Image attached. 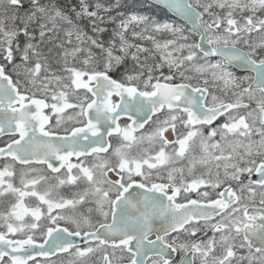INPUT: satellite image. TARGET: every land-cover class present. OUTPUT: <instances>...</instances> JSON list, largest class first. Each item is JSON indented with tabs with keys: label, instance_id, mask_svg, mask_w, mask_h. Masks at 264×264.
Instances as JSON below:
<instances>
[{
	"label": "snow or ice",
	"instance_id": "snow-or-ice-1",
	"mask_svg": "<svg viewBox=\"0 0 264 264\" xmlns=\"http://www.w3.org/2000/svg\"><path fill=\"white\" fill-rule=\"evenodd\" d=\"M257 13L264 0H0V197L15 198L0 213V264L73 249L71 264L101 250L112 264L108 248L127 264H264Z\"/></svg>",
	"mask_w": 264,
	"mask_h": 264
},
{
	"label": "flooded vegetation",
	"instance_id": "flooded-vegetation-1",
	"mask_svg": "<svg viewBox=\"0 0 264 264\" xmlns=\"http://www.w3.org/2000/svg\"><path fill=\"white\" fill-rule=\"evenodd\" d=\"M257 15L260 16V17H262V18H264V13H257ZM237 18L239 19V17H237ZM261 35H264V34L254 32V33L249 34V39H250V41H251V40H259V38L261 37ZM259 51H260V50H258V52H259ZM213 59H215V58H213ZM0 63H5V61H3L2 58H0ZM10 67H11V66H9V68H10ZM233 71H234L235 74L238 75V76L251 75L250 73L243 72V71H236V70H233ZM14 78H15V77H14ZM80 91L83 92V90H80ZM209 91L215 93V94L218 95V96H221L222 98H224V99H226V100L233 99V98L231 97V94H229V96H227V97H224V96H223V93H221V92L219 91V89L211 88V87H210ZM38 95H39V94H38ZM69 99L72 100L71 97H70ZM114 99H117V100H118V98H114ZM210 99H211V97H209V100H210ZM244 102H245V103H249L250 107H249L248 110L255 109L256 105H255L254 102H250V101H248L247 99H245ZM248 110L241 109L240 111L243 113V112H246V111H248ZM72 111H73V110L69 109V110L66 111V114H67V113H71ZM45 112L48 113V112H50V110H49V109H46ZM51 122L54 123V118H53V120H52ZM120 123L123 124L124 121L121 120ZM146 127H147V126H146ZM58 131H60L61 134H63V128L59 129ZM256 138L258 139V137H256ZM8 140H9V137H7V136H5V137H0V147H3L4 144H5ZM116 143H117V141L115 140V138H113V146H114V147L116 146ZM136 148H137V146L134 145L133 148L130 150L132 155H136V154H137V153H134V151L136 150ZM89 159H91V158H89ZM73 160H75V158H73ZM3 163H4V161H3V160H0V167L3 166ZM57 163H58V162H57ZM187 164H188V159L186 158V159H184V160H180V161H178L177 164H176L175 166H176V167H185V168H186ZM21 167H23V166H21V165H16L17 170H19ZM28 167H37V168H40V167H42V166H40V165H29ZM43 167L46 169V165L43 166ZM63 171H64V170L62 169V172H63ZM203 171H204V169H203L202 167H200L199 165H197V167H196V169H195L196 174H199V173H201V172H203ZM43 174H46V175H49V176H52V175H53V174H51L50 172H45V173H43ZM32 175H35V174H32ZM185 175L187 176V172H186V171H185ZM252 179H253V180L257 179V177H256L255 174H253ZM14 183H15L16 186H20V184H19V173H18V171H17V176L14 178ZM49 183H55V181H54V180H50ZM44 187H46V185H44L43 183H42L41 185H38V188H39L41 191L43 190ZM72 188H73V186H68V185H66V186H63V187L59 190V192H60L61 195L65 196L66 198H71V196H72ZM192 196H193V198H196V197H195V194H192ZM14 201H15V198L12 197L11 195H9V196H7V197H0V213L6 212V211L8 210V206H9L11 203H13ZM178 201H179V202H183V197H179V198H178ZM36 203H38V202L35 201L34 198H30V197L25 198V204H26V205H32V206H35ZM89 206H90V205H89L88 203H85V204H82V205H78V206H77V213H78V214L82 213V214L85 215V216L89 215L88 212H87V209H88ZM92 206L94 207V205H92ZM92 216H93V219L95 220V213H93ZM26 219H30V217H26ZM0 223H2V222H0ZM61 226H63V221H61ZM0 230H4V229L0 228ZM209 236H211V232H209ZM38 242H42V241H40L39 238H38ZM79 244H80L81 248H83V247H87V245L84 244L82 241L79 242ZM74 251H75V250L73 249V250H70L69 253H58L57 255L52 256V257H49V258H45V257H41V256H36V258H35V262H33V261H29V264H46V262H49V261H51V260H60V259H63V258L74 257V256L70 255V253H71V252H74ZM106 251H107V253L109 254L110 258L112 259V258H113V255H112L113 250H112L111 248H108ZM240 252L242 253L243 250H240ZM103 254H104L103 250H101V251H97V252H95V253H93V254H90L88 257H85L84 260L86 261V264H103V260H102V256H103ZM115 256H123V257H124V260L121 261L120 259H118L117 261H114V260L112 259V264H120V263L127 262V253H121L119 250H116V252H115ZM74 258H75V257H74ZM5 259H7V258H5ZM196 264H199V260H197ZM245 264H246V262H245Z\"/></svg>",
	"mask_w": 264,
	"mask_h": 264
},
{
	"label": "rangeland",
	"instance_id": "rangeland-1",
	"mask_svg": "<svg viewBox=\"0 0 264 264\" xmlns=\"http://www.w3.org/2000/svg\"><path fill=\"white\" fill-rule=\"evenodd\" d=\"M92 2H95V0H92ZM213 11H219L218 9H213ZM206 19H208V17H205ZM163 21H165V20H163ZM165 37L164 36H162V35H157V39H159V40H161V41H163V39H164ZM144 42V43H143ZM140 44H142L143 46H145V47H148V48H152V44H151V42L150 41H141L140 42ZM93 51H96V50H94L93 49ZM98 51V50H97ZM148 55V53H143V56H147ZM83 57L81 56V57H78L77 58V62H76V64L75 65H77V67H80L81 65L78 63V61H79V59H82ZM155 59L156 60H158L159 59V54H157L156 55V57H155ZM200 63H203L204 61L203 60H201V61H199ZM163 71L165 72V73H167V71H168V69L167 68H164L163 69ZM56 74L57 75H67L66 73H64L62 70H56ZM191 75H196L195 74V72H192V73H190ZM192 83H197V81L196 80H193V81H191ZM145 146H147V145H145ZM138 152V148H136V150L134 151V153H137ZM120 257L121 256H113V260L114 261H117L118 259H120ZM75 258L74 257H70V258H63V259H60V260H51V261H49V262H47V264H71V262L74 260ZM246 264H247V262H246Z\"/></svg>",
	"mask_w": 264,
	"mask_h": 264
},
{
	"label": "trees",
	"instance_id": "trees-1",
	"mask_svg": "<svg viewBox=\"0 0 264 264\" xmlns=\"http://www.w3.org/2000/svg\"><path fill=\"white\" fill-rule=\"evenodd\" d=\"M64 0H61V3H63ZM73 2H76V0H73ZM144 11H148L147 9H144ZM155 12V15L156 17L160 20V21H163V20H172L173 18L167 13V12H164V11H155V10H152ZM83 23V22H82ZM109 27V32H111L112 30V26H108ZM137 31H139V29H136ZM89 34L90 35H95L94 33H91L90 30H89ZM62 35V34H61ZM106 39V37H105ZM129 39L131 40V36L129 35ZM141 41L137 40L135 41V43H139L140 44ZM144 43V42H143ZM70 47V46H68ZM97 51V49H94ZM46 51V49H45ZM119 54V53H117ZM143 56V54H142ZM77 61H73L74 64H76ZM130 63V62H129ZM77 66V65H75ZM51 68L54 69V70H62V65L61 64H57V63H52L51 64Z\"/></svg>",
	"mask_w": 264,
	"mask_h": 264
},
{
	"label": "water",
	"instance_id": "water-1",
	"mask_svg": "<svg viewBox=\"0 0 264 264\" xmlns=\"http://www.w3.org/2000/svg\"><path fill=\"white\" fill-rule=\"evenodd\" d=\"M171 16H172V14H171ZM172 17H174V16H172ZM79 242H81V241L79 239H77V243H79ZM122 264H127V263H122Z\"/></svg>",
	"mask_w": 264,
	"mask_h": 264
}]
</instances>
